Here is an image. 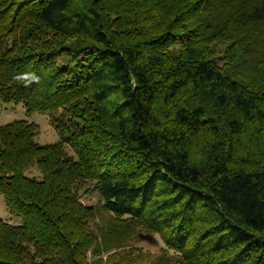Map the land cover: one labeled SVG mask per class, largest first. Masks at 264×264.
Masks as SVG:
<instances>
[{"label":"trees","instance_id":"1","mask_svg":"<svg viewBox=\"0 0 264 264\" xmlns=\"http://www.w3.org/2000/svg\"><path fill=\"white\" fill-rule=\"evenodd\" d=\"M0 101L61 136L0 126V264H88L84 182L179 264H264V0H0Z\"/></svg>","mask_w":264,"mask_h":264},{"label":"rangeland","instance_id":"2","mask_svg":"<svg viewBox=\"0 0 264 264\" xmlns=\"http://www.w3.org/2000/svg\"><path fill=\"white\" fill-rule=\"evenodd\" d=\"M63 60L64 58L61 59ZM18 120H25L39 127L36 141L41 146L61 140L52 116L38 112L28 115L22 104L0 101V126ZM66 149L69 155H73L69 145H66ZM27 175L40 178L36 168H32ZM92 188V183L84 182L79 190L81 203L94 210L95 217L90 228L101 247L97 252L89 251L88 264H179V256L165 246L159 234L147 231L138 224L117 223L115 216L103 209L99 194ZM0 218L12 225L21 223L18 217L10 214L3 196H0Z\"/></svg>","mask_w":264,"mask_h":264},{"label":"clouds","instance_id":"3","mask_svg":"<svg viewBox=\"0 0 264 264\" xmlns=\"http://www.w3.org/2000/svg\"><path fill=\"white\" fill-rule=\"evenodd\" d=\"M18 81L26 82L27 84H31L33 81H38L39 77L32 72H25L15 77Z\"/></svg>","mask_w":264,"mask_h":264}]
</instances>
